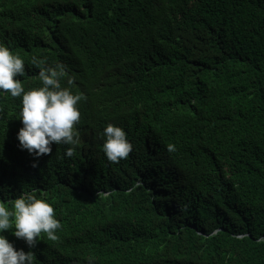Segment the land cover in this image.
Instances as JSON below:
<instances>
[{
    "label": "trees",
    "instance_id": "16d2710c",
    "mask_svg": "<svg viewBox=\"0 0 264 264\" xmlns=\"http://www.w3.org/2000/svg\"><path fill=\"white\" fill-rule=\"evenodd\" d=\"M0 42L26 91L37 56L86 97L74 155L36 158L0 92V202L46 198L61 223L32 248L4 232L34 264H264V0H0Z\"/></svg>",
    "mask_w": 264,
    "mask_h": 264
},
{
    "label": "clouds",
    "instance_id": "9594fccd",
    "mask_svg": "<svg viewBox=\"0 0 264 264\" xmlns=\"http://www.w3.org/2000/svg\"><path fill=\"white\" fill-rule=\"evenodd\" d=\"M30 63L39 68L42 86L26 91L19 79L25 74L24 59L0 42V92L10 93L14 98L22 97L19 119L23 126L17 133L19 146L39 158L52 153L53 143L71 145L65 155L72 157L80 139L76 129L81 118L78 104L86 97L62 87L61 80L67 75L63 64L46 66V58L37 56H33ZM103 137V151L110 162H119L132 150L120 126L109 124L103 130ZM169 150L174 151L175 146L169 145ZM60 228L54 207L46 198L20 195L11 208L0 202V264H34L36 258L31 250L17 249L4 235L6 230L11 229L15 237L32 248L40 240L41 233L46 234L48 240L57 241L56 233Z\"/></svg>",
    "mask_w": 264,
    "mask_h": 264
}]
</instances>
